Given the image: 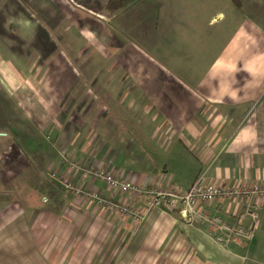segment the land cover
I'll return each instance as SVG.
<instances>
[{
  "label": "crops",
  "instance_id": "crops-1",
  "mask_svg": "<svg viewBox=\"0 0 264 264\" xmlns=\"http://www.w3.org/2000/svg\"><path fill=\"white\" fill-rule=\"evenodd\" d=\"M168 1L112 11L109 0H9L0 11V79L54 137L32 151L0 144V264H264V198L200 205L232 225L255 221L251 239L223 245L205 217L70 169L76 160L180 192L198 180L264 185V0H234L228 14L220 0L175 11ZM161 6L166 27L147 37ZM65 178L145 218L72 194Z\"/></svg>",
  "mask_w": 264,
  "mask_h": 264
},
{
  "label": "built area",
  "instance_id": "built-area-1",
  "mask_svg": "<svg viewBox=\"0 0 264 264\" xmlns=\"http://www.w3.org/2000/svg\"><path fill=\"white\" fill-rule=\"evenodd\" d=\"M70 169L80 171L84 176L90 175L95 178H102L115 190L145 197L150 208L166 206L170 209H178L183 217L191 220L201 216L205 217L207 218L206 221L209 229L215 234L217 241L223 245H228L231 241L241 238L251 239L255 234V221L248 226L243 225L241 220H239L238 224L232 225L218 215L206 217L202 213L203 209H200V205L204 202H211L220 198H264V185L219 186L198 180L189 190L180 192L174 188L139 185L132 179L125 178L104 167L92 164L81 165L79 162L73 161L70 162ZM63 181H67L65 186L72 194L83 196L85 199L96 201L99 205L110 210L131 216L137 223H141L145 218V212L139 207L122 201L118 202L109 197L107 198L98 189L86 188L68 178H65ZM251 207L254 208L252 202ZM254 216V218L257 217L255 213Z\"/></svg>",
  "mask_w": 264,
  "mask_h": 264
},
{
  "label": "rangeland",
  "instance_id": "rangeland-1",
  "mask_svg": "<svg viewBox=\"0 0 264 264\" xmlns=\"http://www.w3.org/2000/svg\"><path fill=\"white\" fill-rule=\"evenodd\" d=\"M8 1L9 0H0V11ZM181 1L182 0H169L167 4H169L173 8L175 7L176 3L178 4ZM231 3H234V0H220V4H216V7H220V9L222 8V10H224L228 14L230 11L229 5ZM167 10L169 9L161 6L157 11V13H159V17L163 16V19L160 21L161 24L153 23L152 21H150L151 19L155 18V15L148 19H145L149 22V25L143 29L147 37L150 36L152 31L156 33L164 30V28L166 27V20L164 18ZM170 10L175 11L174 8ZM244 10L245 12H247L246 8H244ZM125 17H129V14H125ZM178 24H181V22H179ZM28 102L29 101H26L25 95L22 94L20 89L14 87L13 89L9 90L0 79V119L3 120V122L0 123L1 145L7 147L10 145H14L20 148L28 147V151H32L33 149H37L43 146L51 147L54 137H52L51 133L49 132L53 129V126L49 125V129L44 133L43 136H40V133L38 132L39 129L37 128V121L34 117V114L37 113L36 109L34 107H31V111ZM119 124H121L123 127L121 128V131H125L128 129L124 128V123ZM131 130L134 131V129L132 128ZM128 132L129 131H127L126 133ZM64 156H66L65 153L62 154L63 158H65ZM63 183L64 185H66L67 181H63ZM35 190H37V188H35ZM67 190L69 191L68 188Z\"/></svg>",
  "mask_w": 264,
  "mask_h": 264
},
{
  "label": "trees",
  "instance_id": "trees-1",
  "mask_svg": "<svg viewBox=\"0 0 264 264\" xmlns=\"http://www.w3.org/2000/svg\"><path fill=\"white\" fill-rule=\"evenodd\" d=\"M132 0H109L108 8L112 11L119 10L129 4Z\"/></svg>",
  "mask_w": 264,
  "mask_h": 264
}]
</instances>
